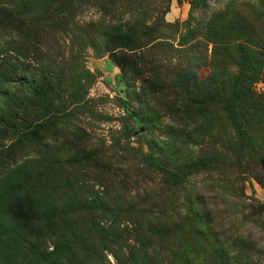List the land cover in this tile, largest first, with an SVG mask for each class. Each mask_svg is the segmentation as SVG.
<instances>
[{
	"label": "rangeland",
	"instance_id": "374dc122",
	"mask_svg": "<svg viewBox=\"0 0 264 264\" xmlns=\"http://www.w3.org/2000/svg\"><path fill=\"white\" fill-rule=\"evenodd\" d=\"M0 264H264V0H0Z\"/></svg>",
	"mask_w": 264,
	"mask_h": 264
}]
</instances>
